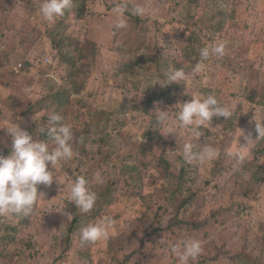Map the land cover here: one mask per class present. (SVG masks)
Listing matches in <instances>:
<instances>
[{
  "label": "rangeland",
  "instance_id": "1",
  "mask_svg": "<svg viewBox=\"0 0 264 264\" xmlns=\"http://www.w3.org/2000/svg\"><path fill=\"white\" fill-rule=\"evenodd\" d=\"M192 1L190 8L187 0H75L63 17L50 23L40 14L43 0H0V155L7 156L11 147L2 129L8 126L11 114L21 129L39 140L42 132L38 129L46 126L49 114L28 115L25 110L46 95L48 104L54 102L53 96H67L64 116L72 126L76 153L81 150L84 130L96 142L87 144L89 152L79 154L77 160L64 162L63 171H54L59 183L53 180L50 186L38 185V194L44 197L38 198L28 217L0 216V264H178L171 248L183 240L169 231H158L154 216L158 211L175 215L177 220L188 210L198 222L206 221L204 230L192 237L201 241L203 249L195 264L205 256L212 258L220 248L218 260L209 264H233L229 258L240 250L244 240L247 256L264 254V176H252L251 171L252 164L264 166V138L256 140L254 121L264 114V0ZM119 3L129 6L122 29L115 27L113 11ZM135 5L145 10L137 15L139 21L132 19ZM219 17L225 20L216 32ZM159 20L164 25L157 23ZM189 34L198 42L199 51L224 44V55L207 60L200 55L193 57L192 69L185 71L188 78L180 84H168L173 88L166 101L159 95L166 80L162 61H148L144 67L137 61H147L154 53L182 59L177 41ZM60 38L65 41L64 47H56ZM68 60L76 66L74 73ZM127 62L131 68L121 73ZM196 65L201 66L199 70ZM147 84L155 87L145 95L150 87ZM186 91L199 99L212 95L234 108L229 118L233 129L223 117L214 118L210 126L199 127L195 134L179 127L175 116L180 108L175 104L192 99ZM157 98L160 101L154 102ZM150 101L152 106L160 105L147 113L134 109ZM117 103L127 107L119 120L113 116L120 109ZM166 108H171L168 128L173 133L164 135L166 129L157 126L154 119L157 110ZM257 109L261 112L256 113ZM240 129L246 135L251 133L256 141L244 146ZM192 139L194 152L208 144L218 155L211 160H185L183 142ZM237 142L244 147L238 149ZM141 146L151 154L140 155ZM236 151L243 153L242 161L233 156ZM160 159L168 164L167 174L173 180H164L159 170L142 169L139 164L156 165ZM211 171L216 178L211 177ZM181 173L188 180L187 190L174 195ZM77 176L86 177L89 191L97 195L96 205L88 213L64 199L69 183ZM107 184H114L117 190L111 204L103 196ZM185 196L194 201L183 207ZM148 202L153 207L149 212ZM232 202L245 206L241 221L231 216L235 210L228 204ZM64 203L63 211L57 212ZM214 211L217 219L211 220ZM64 213L72 214L71 221ZM105 217L113 221L108 239L81 243L80 229ZM74 218L76 230L71 231ZM239 222L249 226L248 235L237 227ZM8 228H17L13 246L5 239L14 234ZM25 242L34 247L25 250ZM20 251H27L26 257L15 256Z\"/></svg>",
  "mask_w": 264,
  "mask_h": 264
},
{
  "label": "clouds",
  "instance_id": "2",
  "mask_svg": "<svg viewBox=\"0 0 264 264\" xmlns=\"http://www.w3.org/2000/svg\"><path fill=\"white\" fill-rule=\"evenodd\" d=\"M72 3L73 0H43L40 14L46 21L55 23L72 7ZM128 8L127 3H119L113 6V11L116 14V28L126 27L125 14L128 12ZM144 11L142 6H136L132 9L135 15H141ZM224 51L225 45L222 43L213 47L206 46L201 49L200 56L207 60L210 56H223ZM200 67V65L195 66L196 70H199ZM188 75L183 69H174L167 74L163 86L159 85L163 88L169 83L180 84L181 81L188 78ZM186 93L190 94L187 91ZM191 97L189 102L175 104L179 105L180 108L175 119L179 122V127L194 134L199 127L210 126V122L214 118L223 117L227 120L233 116L234 108H229L212 95L204 99L196 98L193 95ZM171 108L157 110L155 113L156 125L166 129L164 135L173 133L168 128L169 110ZM260 112V109L256 110V113ZM7 119L8 126L2 129L6 130L11 141V147L7 156L0 155V216L28 217L33 212L38 198L44 197L43 193L38 194V185L47 187L52 184L53 180L58 182L54 176V171H63L64 162L73 159L78 153L73 149L72 126L61 123L63 118L55 111L49 114L46 126L39 129L47 137V139L42 140H34L26 130L21 129L14 122L12 114ZM150 119L152 118L150 117ZM254 121L255 131L258 134L256 140L264 138V114L258 115ZM240 137H243L246 142L244 146L249 141H256L251 139V133L246 135L242 129H240ZM178 139L180 138L177 137ZM193 140L183 142L182 155L185 160H211L218 155L217 151L208 144L201 146L200 152H194L193 149L196 146ZM50 142L53 145L51 147ZM237 144L238 149L244 147L239 142ZM233 156L241 161L244 159V155L240 151L234 152ZM88 184L89 181L86 177L77 176L69 183L68 194L64 197L65 202L74 203L82 213L90 212L97 201L96 193L89 191ZM64 207L65 203L57 212H62ZM64 215L68 221H71V213H64ZM112 228L113 221L107 217L96 223L88 224L80 229V242L95 243L106 240ZM202 251L201 241L192 238L174 244L171 248L178 264H195Z\"/></svg>",
  "mask_w": 264,
  "mask_h": 264
},
{
  "label": "trees",
  "instance_id": "3",
  "mask_svg": "<svg viewBox=\"0 0 264 264\" xmlns=\"http://www.w3.org/2000/svg\"><path fill=\"white\" fill-rule=\"evenodd\" d=\"M188 3H189V7L191 8V6H193V1L192 0H187ZM73 2H75V0H73ZM188 3H185V5L187 6ZM138 4V3H137ZM136 6V5H135ZM185 6V7H186ZM219 12L221 14H224L225 12L224 11H220ZM162 18V16H160V19ZM132 19H135V20H138V17L137 15H135L134 18ZM219 22H218V25L216 26V32L217 31H220L221 29V26H223V22L225 19L224 17H219ZM157 23L161 24V25H164L163 22H161V20H159ZM212 29V28H211ZM179 31L177 30L176 33H178ZM180 36H182V34H180ZM2 36H0V41H1ZM138 41V40H137ZM64 40L63 38H60L58 39V41L56 42V47L60 46L61 47H64ZM140 47L139 48H142L143 50V44L142 42L139 40L137 42ZM177 43L179 44V48L181 51H182V54H183V58L182 59H177V58H166V57H160L158 56V54H155L153 55V58L152 57H149V59L146 61L145 58L143 59H138L137 61V65L138 66H142L144 67V63L145 62H148V61H151V62H156V61H162L163 63V72L165 73V75L167 76L168 72H171L173 71L174 69H183L184 71H186V69H192V61H193V57H196L198 55H200V46L199 45H196L198 44L197 41H195L192 37V34H189L188 36H185L183 37L182 40H178ZM182 46V47H181ZM138 48V49H139ZM71 58V56H70ZM76 60H80V59H77L75 58ZM75 59H73V62L75 63ZM73 62L71 60H68V65L70 66V69L72 70V73H74V70L76 71V66L75 65H72ZM25 66V65H24ZM131 63L130 62H127L126 65H124V67L122 69H120V72H125L127 70V67L131 68ZM26 67V66H25ZM26 69V68H25ZM152 80L155 81L156 77H152L151 78ZM147 85H150V84H147ZM155 87L154 84H151L150 87H149V90H145L144 94L145 95H148L151 91V89ZM164 89H162V87H160V90H163V93L161 92L160 97H162L163 99L166 100V97L168 95V93L171 92V89L173 88L171 85H167L165 87H163ZM48 95H46L44 98H42V100H40L39 102H37L36 104L34 105H28L26 110H25V114H28V115H37V114H42V113H46V114H50L49 112H57L59 113L61 116H62V121L61 123L63 124H67L69 125V121H66L65 120V109H66V106H67V103H68V99L65 97V98H58L57 96H53V99H54V102L52 104H48ZM154 102H159V98L157 99H154L153 100ZM167 101V100H166ZM250 101H253L252 98H250ZM153 102H145L144 104H141L140 106H137L135 107L134 109L138 112H142V113H147L148 111H152L153 107H158L160 104H156L155 106H152ZM118 105L116 106V108H120L119 110H116L115 111V114H113L114 118L115 119H121L123 118V114L126 113V109L127 107H124V105H122L121 103H117ZM105 112V110H104ZM47 120V119H46ZM228 123V127H230L231 129H233V122H231L230 119H228L226 121ZM124 124V122H121ZM41 129V128H40ZM39 130V129H38ZM40 131H38L39 133ZM37 133V134H38ZM88 133L86 132V130L83 131V136H82V144H79L80 146V152L78 151V154L76 156H74L73 159L71 160H68V161H75L78 159V155L80 154V156H82L81 153L83 152H86L87 151V148H86V145L89 144V145H96L95 141L94 140H91L87 137ZM37 139L39 140H42V139H47V137L42 133V134H39V136H37ZM136 144H134V149H138L137 146H135ZM92 147V146H91ZM99 152L101 150H98ZM89 152V151H87ZM259 154H261L260 151H257ZM139 153L140 155H145V154H151V152H149L148 150H146L145 147L141 146L139 147ZM104 160L108 163L109 161V158H104ZM140 164V167H142V169H154L155 170H159V172L163 175L162 176V179L164 180H169V177L170 179L173 180V178L167 174V171H168V164L160 159L158 161V163L156 165H151L148 164L147 162H139ZM251 171H252V176L253 175H256V176H264V166L262 165H259L258 163L256 164H252L251 166ZM259 171V174H257V172ZM91 175V174H90ZM90 175L88 178H90ZM211 177L212 178H216L215 177V172L211 171ZM141 176H143V174L141 173ZM88 180V179H87ZM178 182L175 186V188L173 189V192L172 194L174 195H177V194H180L182 193L183 191H186L187 188H186V183L188 180H186L184 178V175L183 173H181L179 175V178L176 179ZM39 188V186H38ZM114 193V195H113ZM116 193H117V190L115 189V186L114 184H107V187H106V190H105V194L103 195L104 196V200L106 201V203L108 204H111L114 200V197L116 196ZM141 199L143 201H146V196H142ZM192 201H194V198L191 197V196H185L183 199H182V203H181V206L185 207L187 204L191 203ZM153 205V204H152ZM231 209H234L235 210V213L234 214H231L232 217H235L237 218L239 221H241V218L242 216L246 213L245 211V206L241 205V204H238L237 202H232L230 204H228ZM171 206V201L167 202V207L169 208ZM153 210V207L151 208V206L149 205V202L147 204V207H146V211H151ZM189 212L188 210L182 212V214L180 216V218H175V215L174 216H170L169 213L167 214H163V212H160L158 211V214L155 213L154 216H157V219H158V222H157V225H158V231H169V233L177 238L179 237V240L182 239L183 241H185V239L187 237L189 238H192L194 237V235H199L201 233V231L204 230V223L206 221H204L203 223H200L198 222V219H194L193 216H189ZM194 215V214H193ZM217 215L218 213H216L215 211L211 213V215L209 216L211 220H215L217 219ZM25 218V217H24ZM26 219L20 221V224L24 223ZM208 220V219H207ZM77 222V218H74L73 219V225H72V228L70 229L71 231H75V223ZM235 222V221H234ZM222 226H226L227 227V223H222L221 224ZM239 228L242 229L243 232H245L247 235L249 234V231L250 228H248L249 226L248 225H244V224H240L239 222V225L237 226ZM9 230L8 231H11V233H14L13 236H8L7 238L5 239H8L9 242L11 243V246H13L15 244V239H14V235H15V232L17 233V228H8ZM157 230V229H156ZM201 236V235H200ZM246 242L247 240H244L242 245H239L240 246V250L238 252H236L235 254H233L229 259L230 261H233L234 263L233 264H264V259H263V255H258L256 258H251V255L250 253L252 254V251L251 252H247L248 255L250 256H247L244 251L247 250V247H246ZM225 244H228V242L224 243L223 246ZM222 246V247H223ZM24 249L25 250H28L29 248H33L34 245L32 244H29L27 242L24 243ZM250 248V247H249ZM252 248H250L249 250H251ZM19 250H22V249H19ZM222 251L221 248L220 249H217L216 250V253L213 254L214 256L212 258H206L203 257L202 259L200 258L199 260V264H209V263H212L213 261L215 260H218V257L220 256V254H222ZM27 251H20V252H17V254H15V256H18V258H22V257H26V253ZM9 253V252H8ZM16 252H13L12 254H14ZM1 254V253H0ZM10 254V253H9ZM120 264H125L124 262L120 263Z\"/></svg>",
  "mask_w": 264,
  "mask_h": 264
}]
</instances>
